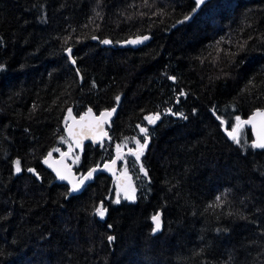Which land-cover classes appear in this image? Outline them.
<instances>
[{"label":"trees","instance_id":"trees-1","mask_svg":"<svg viewBox=\"0 0 264 264\" xmlns=\"http://www.w3.org/2000/svg\"><path fill=\"white\" fill-rule=\"evenodd\" d=\"M0 65V264H264V149L227 135L264 108V0H0ZM116 105L111 140L72 151L68 110ZM141 128L135 200L107 172L66 195L44 162L71 148L82 175Z\"/></svg>","mask_w":264,"mask_h":264},{"label":"snow or ice","instance_id":"snow-or-ice-1","mask_svg":"<svg viewBox=\"0 0 264 264\" xmlns=\"http://www.w3.org/2000/svg\"><path fill=\"white\" fill-rule=\"evenodd\" d=\"M197 2V6L199 5H203L206 3V0H196ZM189 17H185V19H188ZM93 39H95V37H93ZM149 39L148 36H143V37H137V39L129 41V43H141L144 40ZM105 44L111 43V41L109 40H104L102 41ZM69 55L71 56L72 53V49L68 48L67 49ZM72 63L75 64L76 61L75 59L72 60ZM3 68V65H0V69ZM171 79H175V77H172ZM116 101L120 100V97L117 96ZM116 111V108H112L110 111L105 110L104 112H102L100 114L99 117H92L91 120H89L84 127H88L89 129H91L92 127H95L97 129L100 130V132L103 135H107L106 132L103 131V124L106 123L108 121V119L112 116V114ZM169 113H171V109L167 110ZM69 112V116H71V109L68 110ZM175 114V113H173ZM180 115H183L182 113ZM92 116V110L88 109V112L85 113L83 116L80 117L81 121H84L86 117H90ZM144 119L149 123V124H155L157 120L160 119V113H155L152 115H147L144 117ZM184 119H187V117H184ZM73 120H75V117H73ZM259 120V128L257 130V139L255 141L252 142V144L250 145V147L252 148H258V149H264V110H260L257 109L247 120H241V118L239 116L235 117V124L232 127L231 131H227V135L229 136V138H231L236 144H240L241 143V131H242V127L244 125H252L253 129H257V121ZM222 123H224L222 121ZM140 131L142 133H144L145 136V143L141 144L139 140H135V144L137 145L136 149L133 150H129L131 152L132 155H134L136 157V160L140 159V156L143 154L144 149L147 148V128H141ZM69 135L71 136H78V135H84L86 136V133L80 134V133H74L71 129H69ZM93 139H95V136H93ZM77 147H80V143L79 140H77ZM120 146L117 145V150L119 151ZM55 151H59V149H55ZM71 151V148H70ZM63 156H67L68 153H64L62 154ZM49 157H51V153L48 154ZM119 159H122V157H119ZM76 160H79V156L76 157ZM45 163H48V159L46 158ZM113 164H115V160L112 161ZM51 166V165H50ZM66 167V166H65ZM105 167L107 168L108 166L105 165ZM140 170L144 172V175L147 176V170L144 169L143 165L141 164L140 166ZM15 171L17 173H20L22 171L21 168V161L19 159H17L15 161ZM27 171L29 172H33L35 173V169L33 168H28ZM57 171V176L59 179L61 180H69V176L65 175L63 172H61L59 169L56 170ZM69 173H70V169H68ZM96 171L95 168H92L88 171L87 175H81L79 178H74L72 180H69V182L71 183L72 187L69 193H66V195H70L72 192H78L80 190V188L83 186L84 182L86 180H90L92 178L93 173ZM124 176H127V172L125 171ZM135 188L132 187L129 189H125L124 190V199L126 200H135ZM220 198L217 197V200H219ZM115 203H120V197L119 195H117L116 199H115ZM107 213V208L104 207L103 202L100 203V205L98 207L95 208V215H98L99 217L103 218ZM152 221L155 224V228L154 231H159L161 228V216L160 213H157L156 215L152 216ZM110 227V226H109ZM115 237L109 236L108 240L111 242L112 240H114Z\"/></svg>","mask_w":264,"mask_h":264},{"label":"water","instance_id":"water-1","mask_svg":"<svg viewBox=\"0 0 264 264\" xmlns=\"http://www.w3.org/2000/svg\"><path fill=\"white\" fill-rule=\"evenodd\" d=\"M143 36H148L149 39L144 40L141 43H129V41L135 40L137 39V37H143ZM151 39V35L150 34H144V35H140V36H135V37H130L129 39H127L125 41L126 45H130V46H141L143 44H146L149 40ZM72 49V53H73V47H69ZM68 57L73 60V55L71 53V56L69 55L68 51H66ZM112 108H116V111L112 114V116L108 119V121L106 123L103 124V131L107 133V135H103L99 129L92 127L91 129H89L88 127H84V125L92 119V117H99L100 114L102 112H104L105 110L110 111ZM112 108H107V109H103L99 112H96L92 107H88L81 115L77 116L72 110H71V116H69V120L67 122V125L65 127V134L66 136L71 140L72 142V151H76V150H82L84 148V146L87 143H92L94 145L100 144L103 141H110L111 140V134L109 131L108 126L111 125L114 117L116 116L119 106L116 105ZM88 109L92 110V116L90 117H86L84 121L80 120V117L83 116L85 113L88 112ZM264 110V108H256L247 118L246 120L257 110ZM73 117H75V120H73ZM251 128V132L253 135V141H255L257 139V130L259 128V120L257 121V129H253L252 125H248ZM69 129H71L74 133H86L87 135H78V136H71L69 135ZM93 136H95V139H93ZM77 140H79L80 143V147H77ZM133 150L132 148H120L119 151L116 150L114 155L112 156V158L104 161L102 164L99 165H94L92 167H90L87 171H85L82 175H87L88 171L92 168H95L96 171L93 173L92 178L90 180H86L83 184V186L80 188L83 189L87 184H89L92 180H94V178L101 172H107L110 173L112 175H114L115 177H117L119 179V181L121 183H123L124 181V177L121 176L119 174V167L120 164L122 162V160L124 159V157L128 154H130L131 152L129 150ZM258 149V148H256ZM72 151H65L63 153H61L60 155H54L53 153H51V157L48 156V154L45 156V159H48V163H45L47 165V167L50 169V171H52L56 176H57V169H59L61 172H63L65 175L69 176V180H72L74 178H79L81 175H78L76 173V171L74 170V168L72 167L69 157L71 155ZM134 151V150H133ZM64 153H68L67 156H63L62 154ZM119 157H122V159H119ZM115 160V164L112 163V161ZM51 165V166H50ZM105 165H107L108 167L106 168ZM66 166V167H65ZM68 169H70V173L68 171ZM58 178V176H57ZM69 180H65L70 186L71 183L69 182ZM160 213V212H159ZM161 216V225H162V215L160 213ZM154 223V222H153ZM155 225V224H154Z\"/></svg>","mask_w":264,"mask_h":264},{"label":"rangeland","instance_id":"rangeland-1","mask_svg":"<svg viewBox=\"0 0 264 264\" xmlns=\"http://www.w3.org/2000/svg\"><path fill=\"white\" fill-rule=\"evenodd\" d=\"M79 156L80 158V153H74L72 156L69 157V160L71 159L73 161V163L78 162L76 160V157ZM130 160H127L126 158L123 159V162L121 163L122 169H119V174L121 176H123L124 178L126 177L128 180L124 179L123 183H119L117 180V184L119 186V192L124 193L125 189H129L134 187V180L137 178V176L135 175V172L130 170V168L128 167L127 163ZM125 171L127 172V176H124Z\"/></svg>","mask_w":264,"mask_h":264}]
</instances>
